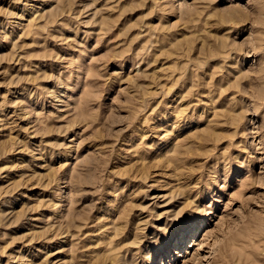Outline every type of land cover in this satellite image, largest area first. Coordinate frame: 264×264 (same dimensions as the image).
<instances>
[{
    "label": "rangeland",
    "instance_id": "374dc122",
    "mask_svg": "<svg viewBox=\"0 0 264 264\" xmlns=\"http://www.w3.org/2000/svg\"><path fill=\"white\" fill-rule=\"evenodd\" d=\"M0 264H264V0H0Z\"/></svg>",
    "mask_w": 264,
    "mask_h": 264
},
{
    "label": "bare ground",
    "instance_id": "6f19581e",
    "mask_svg": "<svg viewBox=\"0 0 264 264\" xmlns=\"http://www.w3.org/2000/svg\"><path fill=\"white\" fill-rule=\"evenodd\" d=\"M181 241H182V237H181V238H179V242H180V243H181ZM180 243H179V244H180Z\"/></svg>",
    "mask_w": 264,
    "mask_h": 264
}]
</instances>
